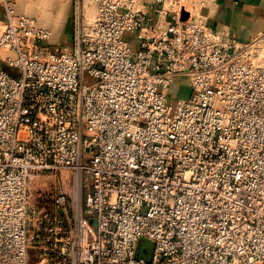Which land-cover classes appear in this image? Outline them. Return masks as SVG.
<instances>
[{"label":"built area","instance_id":"1","mask_svg":"<svg viewBox=\"0 0 264 264\" xmlns=\"http://www.w3.org/2000/svg\"><path fill=\"white\" fill-rule=\"evenodd\" d=\"M18 1L0 0V264H264V34L212 29L204 0H71L53 44Z\"/></svg>","mask_w":264,"mask_h":264},{"label":"crops","instance_id":"2","mask_svg":"<svg viewBox=\"0 0 264 264\" xmlns=\"http://www.w3.org/2000/svg\"><path fill=\"white\" fill-rule=\"evenodd\" d=\"M27 1L21 0L23 3ZM64 1L71 5V0ZM204 2L200 13L212 29L224 35L235 36L242 41L264 34V0H204ZM87 4L89 8L92 3L88 1ZM21 7L23 9V5ZM22 9L16 7L17 12L24 13ZM93 14L87 15L88 18L91 19ZM69 27L70 31L71 26ZM64 42L68 43L69 40Z\"/></svg>","mask_w":264,"mask_h":264},{"label":"rangeland","instance_id":"3","mask_svg":"<svg viewBox=\"0 0 264 264\" xmlns=\"http://www.w3.org/2000/svg\"><path fill=\"white\" fill-rule=\"evenodd\" d=\"M23 5V9L22 6ZM17 8H21L27 15L33 16L37 23L43 27L50 29L51 38L50 42L53 44L63 43L65 40H69L72 31V6L64 0H28L27 2H17ZM94 11L93 4H90L87 9V15H92ZM71 26V30L68 29ZM264 61V54L263 59ZM171 92L175 93L178 98H187L190 95V88L186 85H182L179 90L173 85ZM58 182H61L63 188L71 190V179L67 175H59L56 177ZM83 196L85 195V186L89 179L86 175H83ZM54 181L53 178H48L45 185H40L43 189H51L50 182ZM44 182V181H42ZM40 196L39 187L35 186L32 190V201L36 202ZM34 264V263H32Z\"/></svg>","mask_w":264,"mask_h":264},{"label":"water","instance_id":"4","mask_svg":"<svg viewBox=\"0 0 264 264\" xmlns=\"http://www.w3.org/2000/svg\"><path fill=\"white\" fill-rule=\"evenodd\" d=\"M186 16H187V13L183 12L182 17L185 18ZM137 256L148 259L150 256V244L141 242L137 247Z\"/></svg>","mask_w":264,"mask_h":264}]
</instances>
